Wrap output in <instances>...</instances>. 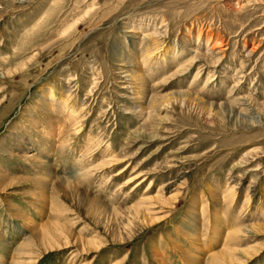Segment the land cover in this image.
Wrapping results in <instances>:
<instances>
[{
    "label": "rangeland",
    "instance_id": "obj_1",
    "mask_svg": "<svg viewBox=\"0 0 264 264\" xmlns=\"http://www.w3.org/2000/svg\"><path fill=\"white\" fill-rule=\"evenodd\" d=\"M0 264H264V0H0Z\"/></svg>",
    "mask_w": 264,
    "mask_h": 264
}]
</instances>
